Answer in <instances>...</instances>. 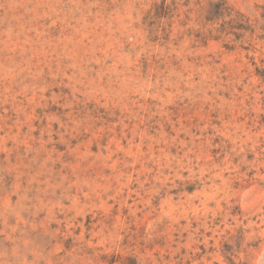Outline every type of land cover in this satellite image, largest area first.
Listing matches in <instances>:
<instances>
[{"label":"rangeland","instance_id":"obj_1","mask_svg":"<svg viewBox=\"0 0 264 264\" xmlns=\"http://www.w3.org/2000/svg\"><path fill=\"white\" fill-rule=\"evenodd\" d=\"M0 264H264V0H0Z\"/></svg>","mask_w":264,"mask_h":264}]
</instances>
